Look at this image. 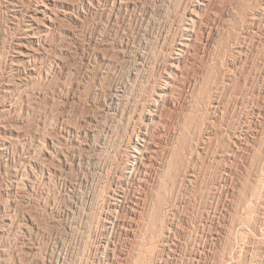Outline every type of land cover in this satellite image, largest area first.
Returning <instances> with one entry per match:
<instances>
[{
    "label": "rangeland",
    "instance_id": "374dc122",
    "mask_svg": "<svg viewBox=\"0 0 264 264\" xmlns=\"http://www.w3.org/2000/svg\"><path fill=\"white\" fill-rule=\"evenodd\" d=\"M70 1L0 0V264H264V0Z\"/></svg>",
    "mask_w": 264,
    "mask_h": 264
},
{
    "label": "bare ground",
    "instance_id": "6f19581e",
    "mask_svg": "<svg viewBox=\"0 0 264 264\" xmlns=\"http://www.w3.org/2000/svg\"><path fill=\"white\" fill-rule=\"evenodd\" d=\"M40 3L43 4V0H36L37 3ZM62 1V0H61ZM72 1V0H71ZM70 1V2H71ZM205 1V0H204ZM210 1V0H209ZM208 1V2H209ZM10 2V1H9ZM12 2V1H11ZM117 2H121L120 1H117ZM124 2V1H123ZM19 3V2H18ZM188 3V2H187ZM199 3V2H198ZM209 4V3H207ZM33 5V3H32ZM40 5V4H39ZM44 5V4H43ZM63 5V4H62ZM45 7L44 8H41V7H38V5H36V7L34 8L35 10V13L34 15L31 14L29 15V19H28V26L30 28H33V29H36L38 28V20H39V16L36 14V12L40 13L42 15V17H46L50 23H46L45 26L46 28H49L50 25L52 24L51 22V15H47V11H45L46 9V5H44ZM118 6H119V3H118ZM206 6V5H205ZM48 7V6H47ZM25 8V7H24ZM28 8V7H27ZM186 8V7H185ZM204 8V7H203ZM50 9V8H49ZM21 10V9H20ZM64 10V9H63ZM118 10V9H117ZM199 10V9H198ZM188 11V10H187ZM195 11L193 9H189V12H188V20H189V24H190V29H192L194 26H195V23L198 22V16L194 13ZM75 13V12H74ZM55 14V13H54ZM69 14V13H67ZM183 14V13H182ZM185 17V16H184ZM184 19V18H183ZM186 19V18H185ZM62 20V19H61ZM182 22V21H181ZM59 23V22H58ZM183 24V23H182ZM18 26V25H17ZM197 26V25H196ZM195 26V27H196ZM20 27V26H19ZM41 28V27H40ZM52 28V27H51ZM183 28V27H182ZM200 28V27H199ZM260 28V27H259ZM43 29V28H42ZM181 29V28H180ZM186 29H189V27H186ZM31 30V29H30ZM52 30V29H51ZM195 30V29H194ZM192 31V30H191ZM187 32V31H186ZM193 32V31H192ZM198 32V31H197ZM46 33V32H45ZM251 34V33H250ZM182 35V34H181ZM186 35V34H185ZM191 35V34H190ZM197 36V35H196ZM181 38V37H180ZM20 41V40H19ZM17 42V41H16ZM47 42V41H46ZM24 45V44H23ZM46 46V45H45ZM183 46V45H182ZM172 47V46H171ZM185 47V45H184ZM184 47H181L179 48L178 50V53H175L177 54L176 57H173L172 61L169 63V65L175 69V76L177 75V73H180L181 69L183 68V64H184V60L182 59V55L184 54V51H185V48ZM29 48V47H27ZM33 49V48H32ZM38 50V49H37ZM189 50V49H188ZM18 51V50H17ZM34 50H31V49H28V50H25L24 51V56H33L34 55ZM47 52V51H46ZM189 52V51H188ZM23 53V52H22ZM38 53V52H37ZM36 53V54H37ZM169 53V52H168ZM189 54V53H188ZM14 55V54H13ZM173 56V55H172ZM143 57V56H142ZM161 59V58H160ZM35 61V60H34ZM163 65V64H162ZM153 66V65H152ZM26 68V67H25ZM171 70V69H170ZM35 71V70H34ZM168 72V71H167ZM173 75V74H171ZM179 77V76H178ZM167 80V79H166ZM215 82V81H214ZM207 83V82H206ZM162 84V83H161ZM195 84V83H194ZM206 85V84H205ZM172 86V85H171ZM206 89V88H205ZM167 91V90H166ZM187 91V90H186ZM208 91V90H207ZM153 92V91H152ZM157 92V91H156ZM162 93V92H161ZM160 94V93H159ZM153 96V95H152ZM161 96V94H160ZM158 96V98L160 97ZM176 96V95H175ZM149 97V96H148ZM149 99V98H148ZM159 101V100H158ZM143 102V101H142ZM141 102V103H142ZM155 102H157V100H155ZM210 102V101H209ZM216 102V101H215ZM143 105V104H142ZM146 107V106H145ZM144 107V108H145ZM134 110V109H133ZM140 110V109H139ZM155 111V110H154ZM143 112V111H142ZM154 113V112H153ZM134 114V113H133ZM131 115V114H130ZM177 115V114H176ZM143 117V116H142ZM163 121V120H162ZM184 121V120H183ZM135 122V121H134ZM147 122V121H146ZM181 123V122H180ZM187 123V122H186ZM130 128V127H129ZM184 131V130H183ZM180 133V132H178ZM132 136V135H131ZM152 136V135H151ZM155 136V135H154ZM158 136V135H157ZM152 138V137H151ZM157 139V138H156ZM149 138H148V133L147 131L145 130H139L137 133H135V141L133 142V147H134V151L133 153L131 154V159L130 161L127 162L126 164V173L128 174V176H131V177H136V173L138 171H141L143 170L145 167H147V162L145 163L144 162V158L150 160V157H147L148 156V148H149ZM153 142V141H152ZM155 142V141H154ZM158 143V142H157ZM79 144V143H78ZM127 146V145H126ZM165 148V147H164ZM153 150V149H152ZM155 150V149H154ZM131 151V150H130ZM170 151V150H169ZM173 151V150H172ZM168 153V152H167ZM175 153V152H174ZM173 154V153H172ZM174 155V154H173ZM174 158V157H173ZM178 158V157H177ZM176 160V159H175ZM152 161V160H151ZM178 161V159H177ZM153 165V164H152ZM174 165V164H173ZM171 166V165H170ZM168 167V166H167ZM174 167V166H173ZM168 169V168H166ZM172 169V168H171ZM125 171V170H124ZM154 171V170H153ZM145 172V171H144ZM124 173V172H123ZM147 173V172H146ZM169 174V173H168ZM162 175V174H161ZM173 175V174H172ZM169 176V175H168ZM198 176V175H197ZM167 177V176H166ZM172 177V176H171ZM197 179V178H196ZM163 180V179H162ZM165 180V179H164ZM153 181V180H152ZM165 182V181H164ZM171 182V181H170ZM173 182V181H172ZM149 183V182H148ZM157 184V183H156ZM167 185V184H166ZM149 186V185H148ZM96 189V188H95ZM100 189V188H99ZM102 189V188H101ZM101 191V190H99ZM136 193V192H135ZM95 195V194H94ZM107 195V194H106ZM146 195V194H145ZM92 197V196H91ZM115 199V198H114ZM106 200V199H105ZM92 201V200H91ZM160 203V202H159ZM113 208H116V207H119V206H122L121 204V200H116L114 203H113ZM131 207V206H130ZM145 208V207H144ZM143 208V209H144ZM160 208V207H159ZM103 209V208H102ZM120 209V208H118ZM110 210V209H109ZM134 214V213H133ZM111 219V218H110ZM138 220V219H137ZM132 221V220H131ZM130 222V221H129ZM137 223V222H136ZM132 227V226H131ZM129 229V228H128ZM136 232V231H135ZM143 253V252H142ZM141 257V256H140ZM140 261V260H139ZM137 264V263H136Z\"/></svg>",
    "mask_w": 264,
    "mask_h": 264
}]
</instances>
